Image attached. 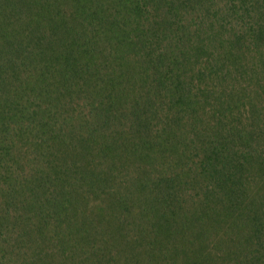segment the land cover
Wrapping results in <instances>:
<instances>
[{"label":"trees","instance_id":"obj_1","mask_svg":"<svg viewBox=\"0 0 264 264\" xmlns=\"http://www.w3.org/2000/svg\"><path fill=\"white\" fill-rule=\"evenodd\" d=\"M0 264H264V0H0Z\"/></svg>","mask_w":264,"mask_h":264}]
</instances>
